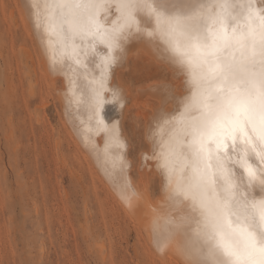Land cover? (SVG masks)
<instances>
[{
  "label": "snow or ice",
  "instance_id": "1",
  "mask_svg": "<svg viewBox=\"0 0 264 264\" xmlns=\"http://www.w3.org/2000/svg\"><path fill=\"white\" fill-rule=\"evenodd\" d=\"M21 8L50 54L51 71L75 78L65 116L73 118V131L96 152L106 182L130 209L140 207L143 197L130 176L119 121L104 115L108 104L125 106L122 91L110 82L112 70L131 41L150 46L171 69L178 84L155 86L161 103L148 128L150 151L143 153L142 166L162 178L149 188L151 199L160 201L147 202L152 248L164 255L171 250L180 264H264V0H31ZM8 44L5 30V123ZM96 134L106 137L102 155L93 143ZM26 185L23 173L11 184L5 177L3 230L6 240L15 237L18 255L33 257L18 264H35L45 240ZM22 201L27 204L21 210Z\"/></svg>",
  "mask_w": 264,
  "mask_h": 264
},
{
  "label": "rangeland",
  "instance_id": "2",
  "mask_svg": "<svg viewBox=\"0 0 264 264\" xmlns=\"http://www.w3.org/2000/svg\"><path fill=\"white\" fill-rule=\"evenodd\" d=\"M5 5H8L7 12H5ZM1 10L0 34L11 28L13 37L9 35L12 38L9 37L8 44L9 81L7 83L8 87H11L8 89L10 102L7 123H5L3 105L0 104V261L7 258L11 264H18L21 259H33L31 256L22 257L16 253L14 236L7 238V240L5 238L2 190L6 176L11 184L20 178L21 173L25 174L24 178L28 177L29 174L32 175L33 167L37 165L39 173L34 175L32 179L34 185L28 183L26 191L30 190L29 199L37 202L40 215L44 212L47 214V219L50 222L49 231L52 245L47 246V255H43L38 250L34 257L35 262L38 264L41 262L42 264H102L97 256L99 254L96 252L94 241L83 239L86 234L91 237L87 228L88 224L91 221L99 223L100 220V209L90 199L93 190L91 187L92 179L96 184L95 190L98 192L100 189L97 179L95 174L89 171L82 152L73 144L62 127L61 110L50 87L47 92L45 91L47 89L43 91L44 97L49 103L46 105V109L42 107V100L38 97V89L43 86V83H37L35 79L41 73L38 63L39 54L36 52V44L34 45L35 41L32 37L21 36L20 34L17 41L14 35L17 30L14 20H19V14L22 11L19 0H0ZM21 52H23L24 57L23 63L20 60ZM28 55H32L33 63ZM140 63L141 61H136V63L130 61L129 67L125 71L122 70L123 73L120 72L121 75L123 74L122 77L125 82L132 88L141 84L143 79L147 77L159 76L167 79L166 77L169 76L168 71L162 67H156V69L155 66L154 68L153 66L143 68ZM29 85L34 88V94L28 92ZM149 100L155 102L153 98ZM138 111L136 107L131 108L123 121L124 128L131 140L130 151L133 152V155H136L137 150L144 148L146 144L142 137L143 120ZM17 125L21 128L17 129L18 127H15ZM37 127H43L46 135H51L49 143L44 141L42 149V144L36 142L34 153H31L26 159L25 148H27L28 141L24 134L30 130L35 131ZM30 136L29 144L33 143L31 133ZM56 142L58 143L56 144ZM18 149L21 151H19L21 153L19 156L17 155ZM148 181L150 188L152 182H156V178L149 174ZM39 186L42 188L44 200L38 195ZM34 195L37 196L35 200L32 199ZM26 204V201H22L20 209L22 210ZM34 209L36 208L34 207L33 211ZM53 219L56 222L51 225ZM127 237L126 239L123 235H110L105 242L104 250H108L109 246L113 250L112 244H114L119 250L118 258L122 264H135L133 244L141 252L144 240L133 231H130ZM45 238L47 239L46 235ZM21 243H23L22 238ZM58 244L67 247L68 251L70 250V258L69 255L61 257ZM5 246L7 257H5ZM42 256H44V260Z\"/></svg>",
  "mask_w": 264,
  "mask_h": 264
},
{
  "label": "bare ground",
  "instance_id": "3",
  "mask_svg": "<svg viewBox=\"0 0 264 264\" xmlns=\"http://www.w3.org/2000/svg\"><path fill=\"white\" fill-rule=\"evenodd\" d=\"M19 2L21 6L24 3H31V0H19ZM21 10L22 11L19 14L20 15L19 20L16 21L18 22V25L20 27L19 34L25 37H30V38L32 37L33 41H35L34 45L36 44V47H37L36 52H38L37 54H39V59L38 58L37 59L39 60L38 63L41 68V73L39 74L37 78L35 77V79L37 83L39 82L43 83V86H40L38 89V94H39L38 97L42 100V107L46 109V105L49 103V101L44 97L43 91L44 89H47L45 90L47 92L50 87V89L54 93V98L57 100L60 110H61V117L63 120L62 127L64 128L68 136L71 138L73 144L76 147H78V149L82 152L84 161L87 162L89 171H92L95 174L98 187L100 188L98 192L95 190L96 184L92 179L91 187L93 190H92L90 199H91V202H93V204L96 205L100 209L99 210V217H100L99 223L100 224L98 222L95 223L94 221H91L87 226V228L90 231L89 234L91 235V237L88 234H86L83 236V239L85 241H88V240L94 241V244L96 246V252L99 254V255L97 254L96 255L100 258L99 260L101 261L102 264H122V262L118 258L119 250L116 248V246L112 244L113 250L110 249V246L108 250H104L105 242L110 235H118V236L123 235L127 239L128 238L127 235H129V232L133 231L136 233L137 236L141 237L144 240V244L141 246V252L139 251L138 247H136L133 244L134 259L136 261L135 264H180V261L173 254L171 250H169L167 255H164L162 253L156 252L151 246L149 231H148V228L150 226L151 213H150L149 207L147 206V202L150 201L151 204L159 206L160 201L151 199V193L149 191V181H148V175L150 173L146 167L142 166L143 165V153L145 152V150L150 151V148H151V145L148 141L149 124L152 120L153 114L160 107V103H161L160 95L156 91L155 86L165 81L171 82L173 84H178V82L175 81L172 77L171 69H169L166 65L162 64L153 55L150 46H146L145 44L141 42L131 41L126 45L128 50L126 54L124 55L123 60L120 62V64L115 66L114 69L112 70L110 82L114 87H117L122 91V94L125 98V106L121 108L119 106H113L111 104H108L105 106L104 115L107 121H119V127L122 133V139L124 140L127 146L126 155L131 165L130 176L133 178L134 187L143 197V201L141 202L140 207H137L135 209H130L120 202V200L114 194L110 185L106 182L103 169L102 167H100V165L97 162L96 152H92L90 146H86V144L82 142L83 137L81 135H78L77 132L73 131V127H72L73 118L65 116V109L67 105L66 93L70 95L69 90L73 87V84L71 83V81H73L75 78L71 75V73L65 76V74L63 73L51 71L50 63H49L50 54L45 53L44 49L42 48L40 44L39 39L33 35L32 29L29 28L28 23L24 18L23 9L21 8ZM0 12H2V10ZM8 34L13 37L11 28L8 29ZM28 56L32 62L33 61V59L31 58L32 55L31 56L28 55ZM130 61L134 63H136V61H141L140 65L143 68L145 67L150 68L152 66L154 68L155 66V69H156V67H162L166 69V71H168L169 76L166 77L167 79L161 78L159 76L147 77L143 79L144 81L141 84L132 88L129 84L125 82L124 78L122 77L123 74L121 75L120 73V72L123 73L122 70L125 71L129 67L128 63ZM89 75H91V72L89 73ZM80 79H83V77H81ZM8 81H9V77H8ZM10 87H8V89H10ZM28 92L30 94L31 93L34 94L35 92L34 88L30 85L28 88ZM151 98H153L155 102L152 100H149ZM134 107H136V109L139 110L138 114L142 117V120H143L142 137L144 139V142L146 143L144 148L137 150L136 155H133V152L130 151V148L132 147L131 140L123 124V121L125 117L127 116V113L129 112L131 108H134ZM71 111L73 113L75 112V105H73ZM81 118L84 119L85 124H87L88 115H87L86 110L83 111V116ZM79 119L80 118H76L75 122L77 124H79ZM15 127H18L17 129H19L20 126L17 125ZM80 131L83 132L84 129H81ZM30 133L33 139V143L31 144H29L31 140ZM24 135H26L27 141H28V144L26 146L27 148L24 147L26 151L25 156H27L26 159L29 158L31 153H34L36 142L39 144H42L41 148L43 149V142L45 141L46 143H49V138L51 137V135L50 136L46 135V131L44 130L43 127H37L35 131L30 130L29 132H25ZM57 143L58 142H56V144ZM93 143L97 146L96 151L102 155L105 149L106 137H104L101 134H96L94 136ZM36 166L37 165L33 167L34 169L32 170L33 171L32 175L29 174L28 177H26L27 186H28V183L33 184L32 179L34 178V175H38L39 173V168ZM150 175L156 178L157 186H160L161 180H162L160 175L157 172H155V170H153ZM39 191H40L38 194L39 197L42 200H44V195H43L41 187ZM102 195H104V197H102ZM36 197L37 196L34 195L32 199L35 200ZM35 210L36 209H34V211ZM89 216H90V213H89ZM54 222L56 221H54L53 219L51 221L52 223L51 225H53ZM160 223H161V227H163V223H164L163 220H161ZM38 225L42 228L43 238L45 240V250L42 251L44 255L48 252L46 251L47 246L52 245L50 231H49L50 222L48 221L47 214L45 212L39 216ZM45 235L47 236V239L45 238ZM66 248L60 244L58 250L60 252L61 257L62 256L66 257L69 255L68 257L70 258L71 256L69 253L70 250L68 251ZM42 259L44 260V256H42ZM35 264H38V263L35 262Z\"/></svg>",
  "mask_w": 264,
  "mask_h": 264
}]
</instances>
